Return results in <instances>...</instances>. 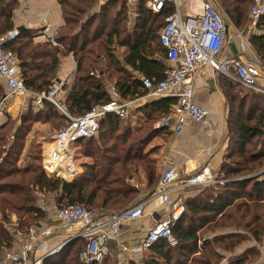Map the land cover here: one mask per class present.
I'll return each instance as SVG.
<instances>
[{
  "label": "trees",
  "instance_id": "16d2710c",
  "mask_svg": "<svg viewBox=\"0 0 264 264\" xmlns=\"http://www.w3.org/2000/svg\"><path fill=\"white\" fill-rule=\"evenodd\" d=\"M58 1L65 20L54 37L58 45L35 41L31 30H20L16 38L5 44L19 58L27 89L48 92L57 78L62 57L72 53L77 71L64 104L73 117H78L112 99L110 83L123 100L146 94L147 89H141V81L133 77L127 65L156 80L165 77L168 67L149 58L158 52L168 59L160 33L146 36V28H141L160 22V31L166 18L174 13L170 4L155 13L147 5L149 0H139L131 25L124 0ZM219 1L237 26L245 23L251 0ZM97 4L99 10L90 13ZM16 6L17 0H0V34L14 28L12 12ZM257 28L261 33L252 34L250 42L264 62V16ZM148 41L152 43L144 47ZM119 46L128 48L124 63L117 54ZM242 88V84L230 81L226 91L229 143L220 167L224 183L199 186L186 198L185 210L173 227L176 246L165 239L158 240L149 249L148 257L141 258V262L131 259L128 264H222L226 252L230 254L226 264H245L249 257L260 255L255 245L236 253L245 240L264 243V94L255 90L243 93ZM5 94L0 82V101ZM32 101L33 98L20 123L8 116L0 125V255L13 248L15 230L27 232L46 217L47 212L37 203V191L53 193L57 206L80 203L109 213L133 204L140 191L131 180L139 169L145 171L147 186L155 187L160 178L157 161L152 157L156 150L145 148L159 130L153 128V122L169 114L176 99L161 97L146 103L141 109L149 124L137 131H132L120 116L107 114L95 135L77 141L84 145L83 153L93 162L86 163L82 174L72 181L45 173L42 146L38 145L41 143L32 145L40 152H31L30 161L18 164L34 123L59 119L63 127L68 122L52 101L45 99L39 109L33 108ZM108 139L111 143H107ZM84 246L82 238H75L66 242L60 252L44 258L43 264H84L79 255ZM102 264L122 263L109 254ZM257 264H264V259Z\"/></svg>",
  "mask_w": 264,
  "mask_h": 264
},
{
  "label": "built area",
  "instance_id": "2783aa9c",
  "mask_svg": "<svg viewBox=\"0 0 264 264\" xmlns=\"http://www.w3.org/2000/svg\"><path fill=\"white\" fill-rule=\"evenodd\" d=\"M167 1L175 4L176 10L166 18V24L160 29L161 44L167 49V55L173 64L165 71V77L160 80L142 76V86L150 96H167L170 91L180 86L176 102L169 114L156 123L157 127H166L178 133L189 122H201L208 114L205 106L197 103L192 89V79L196 73H201V67L211 65L214 69L224 72L243 86L264 94V62L253 54L245 57L251 50L248 38L242 41L239 55L223 56L222 51L227 40V19L217 7L210 2L204 4L202 13L183 16L177 0H151L149 7L153 12H159ZM264 16V0H251L249 7V33H261L257 30L259 20ZM20 30L13 28L0 34V80L8 88V95L29 93L33 98V106L42 108L44 100L52 101L68 118L62 128L51 135V140L42 145V167L45 173L53 178L72 181L82 174L81 166L76 162L71 145L78 140L95 135L101 120L109 113L126 118L129 114V102L122 100L115 87H112V99L94 107L83 115L73 117L67 107L56 100L61 83L55 82L46 93H35L27 89L20 69V61L15 52L5 47L6 42L16 38ZM58 45L54 37L49 40ZM3 100L0 102V113ZM34 137V135H33ZM217 180L208 167L195 173H182L176 166H166L152 193V198L158 199L169 208L168 214L155 221L145 235L133 245L121 242L123 226L144 215L145 202H137L120 211H112L107 215H98L87 206L61 204L57 207L56 217L61 227L75 232V236L85 241L80 260L84 264H101L112 252L111 243L120 245L122 254L135 255L149 250L158 240L165 239L171 246L178 244L173 227L182 216L185 207L180 201H174L171 193L176 188L208 185ZM58 225L28 228V241L20 250L9 249L0 255V264H43L45 257L29 259L35 241L39 236L50 237L55 234ZM66 244V243H65ZM65 244H59L51 254L58 253Z\"/></svg>",
  "mask_w": 264,
  "mask_h": 264
},
{
  "label": "crops",
  "instance_id": "0c3cea01",
  "mask_svg": "<svg viewBox=\"0 0 264 264\" xmlns=\"http://www.w3.org/2000/svg\"><path fill=\"white\" fill-rule=\"evenodd\" d=\"M106 0H101L103 3ZM129 7V17L130 24L132 25L136 18V4L139 0H124ZM179 10L183 16L197 15L202 13L204 4L210 2L220 11L224 13L227 19V44L224 47L222 54L223 56L229 55H239L241 51L242 41L245 38V34L240 33V28L237 26L229 17L227 12L223 9L219 0H177ZM149 2L147 5L149 7ZM166 4H170L169 7L176 10L175 4L172 1H167ZM165 4V6H166ZM100 6V5H99ZM250 7V5H249ZM249 7L247 10V17H249ZM150 8V7H149ZM157 13V12H155ZM162 19V17H159ZM12 20L14 23V28H20L24 26L25 30H31L35 35V41L46 42L49 41L51 37H55L57 32L64 26L65 20L63 17V12L61 4L58 0H17V6L13 9ZM233 26L229 25V22ZM149 24L152 26L150 27ZM146 36H151L153 32L160 33L159 28L162 23L157 22L152 24L151 22L145 24ZM245 26H247L245 24ZM244 26V27H245ZM242 27V28H244ZM148 28L150 32H148ZM20 30V29H19ZM257 30H259L257 28ZM246 36L248 38V44L251 50L245 53V57L252 58L251 54H255L253 46L250 42V37L252 34ZM151 38V37H150ZM152 41L146 42L144 47L151 44ZM54 45V44H53ZM56 46V45H55ZM128 53V48L124 46H119L117 48V54L119 59L124 63V56ZM256 55V54H255ZM156 56V57H155ZM149 57V56H148ZM153 60H160L162 64L164 63L167 67H170L173 63L169 59L164 58V55L156 52L155 55L149 57ZM127 68L131 71L133 77L137 78L139 82L140 78L145 76L143 72L133 69L131 66L127 65ZM201 73H196L192 79V89L195 93V99L198 104L203 105L208 110V114L205 119L201 122H189L184 128L175 133L166 127H157L156 123L161 119L153 122V128L159 129L157 134L146 146V151L155 149L156 152L153 155L154 159L157 161L158 173L163 170L166 166H176L180 168L182 173H195L208 167L214 177L217 180H224L222 178V173H220V167L223 161L226 159L227 148H228V138H227V124H228V103L226 91L230 85V81H235L233 78L221 72L220 70L214 69L211 65H204L201 67ZM77 71V61L72 53L67 54L62 57L61 66L55 79V82L61 83V88L57 92L56 100L64 104V100L68 94L69 87L74 81V77ZM59 79L60 81H57ZM1 83L4 84L0 80ZM141 83V82H140ZM239 83V82H238ZM264 84V82H260ZM53 85V84H52ZM51 85V86H52ZM113 85L110 83L109 88L112 92ZM51 88V87H50ZM5 96L3 97V103L0 113V125L3 124L8 116L11 118L20 117V121L25 117V111L28 109L30 99L32 96L29 93L20 95H8V88L4 85ZM141 89L145 90L141 83ZM29 90V89H28ZM181 91V87H175L170 92L172 94L163 96L169 98L177 99L178 92ZM36 93V92H35ZM160 96H150L148 95V90L146 94L141 96H136L133 100H124L129 102V114L125 120L126 125H129L132 131H137L143 126L149 124V118L146 117L144 109H141L146 103L152 102ZM1 100V101H2ZM123 100V99H122ZM0 101V102H1ZM33 105V102H31ZM66 106V105H65ZM34 109H37L33 106ZM39 109V108H38ZM60 110V109H59ZM61 111V110H60ZM62 112V111H61ZM63 113V112H62ZM41 126V127H39ZM37 127L40 129L47 130L49 123L47 122H36L31 129L28 142L32 145V141L35 140L37 143L43 144L46 141L51 140V135L46 136L45 132L38 133ZM35 128L36 131L35 132ZM56 130V129H54ZM42 134V135H41ZM47 134V133H46ZM34 135V137H33ZM81 149L79 144L71 145V150L74 152L76 162L79 164L77 155H81V161L84 163L79 164L83 172V166L86 163H92L93 160L90 156H84L82 151L78 153ZM221 183V182H215ZM224 183V182H223ZM214 184V183H211ZM202 186V185H200ZM191 187L187 188H176L172 191L171 197L174 201L184 202L186 198L195 193V189ZM199 187V186H195ZM192 188V189H190ZM184 199V200H183ZM145 202V213L143 217L134 220L128 224H125L121 233V242L123 244L133 245L138 242L145 235V231L149 228L155 221L165 217L169 208L161 203L158 199L152 198V195L145 197L138 202ZM45 204L40 203V207L44 209L46 217L40 220L41 226L49 225H60L58 218L56 217L57 205L53 206L52 200L45 199ZM110 213V212H109ZM98 215L104 216L108 213L105 211H97ZM15 242L12 249L20 250L23 245L28 241V230L22 233L21 231L15 230ZM75 238V232L66 230L64 227H57L55 234L50 237L39 236L35 241L33 250L30 252L29 259L35 260L39 257H48L51 254L50 251L57 247L59 244H65ZM112 252L111 257H115L120 263L125 264L131 259H141L148 257L150 251L147 250L141 254L126 255L122 254L120 250V245L117 242L111 243ZM60 252V251H59Z\"/></svg>",
  "mask_w": 264,
  "mask_h": 264
},
{
  "label": "rangeland",
  "instance_id": "374dc122",
  "mask_svg": "<svg viewBox=\"0 0 264 264\" xmlns=\"http://www.w3.org/2000/svg\"><path fill=\"white\" fill-rule=\"evenodd\" d=\"M100 3H101V0H100ZM99 4H97L96 5V7L93 9V11H91L90 13H92V12H96L97 10H99ZM228 22H229V20H228ZM245 24L247 25V26H245ZM249 24H250V19H249V17H247V19H246V21H245V23L242 25V26H239V28H240V33H242V34H245V36L247 35H250V33H249ZM229 25L230 26H233V24L232 23H230L229 22ZM245 26V27H244ZM242 27H244V28H242ZM251 56H252V54H251ZM243 86V85H242ZM250 90H253V89H249V88H247V87H245V86H243V88H242V92L243 93H247L248 91H250ZM60 111V110H59ZM13 119H15L16 120V122H17V124L18 123H20L21 121H20V117L18 116V117H16V118H13ZM59 119H52L51 120V122H47V123H49V127H48V129L47 130H45L44 131V129H40V128H38L37 127V130H38V133H39V131L40 132H45L44 134L46 135V136H49V135H51V134H53L56 130H58V129H56V128H62V126H60L59 125V121H58ZM123 120H126V119H123ZM39 127H41V126H39ZM54 127H56V128H54ZM54 129H56V130H54ZM32 130H34V128L32 129ZM35 132H37L36 131V128H35ZM47 133V134H46ZM42 135V134H41ZM35 143H37L35 140H33L32 141V145H34ZM107 143H111V140L110 139H108L107 140ZM32 145L30 144V142H28L27 141V144H26V146H25V148H24V151H23V153L21 154V157H20V159H19V161H18V164H20V165H25L28 161H30L29 160V156H30V153L31 152H33V151H36V152H38L39 151V149H38V147L36 146H33L32 147ZM38 145H43V144H38ZM80 146H81V149L80 150H78V153L79 152H81L82 151V154L85 156V154L83 153V148H82V146H84L83 144L81 145V144H79ZM6 147H7V145H5ZM40 148V147H39ZM151 150H153V149H151ZM155 150V149H154ZM40 151L42 152V147H41V149H40ZM39 151V152H40ZM145 151H146V148H145ZM80 156L81 155H77V157H78V161L80 162L79 164H81L82 165V163H84V161H81V158H80ZM152 157L154 158V156L152 155ZM92 158V157H91ZM92 160H93V158H92ZM41 161H42V157H41ZM85 165V164H84ZM83 168H84V166H83ZM164 170V169H163ZM163 170H161L159 173H158V170H157V173H158V176H160L161 175V173H162V171ZM12 179V178H11ZM131 182H132V184H134L136 187H137V189L140 191L139 192V194L134 198V200H133V204H135V203H137L139 200H142L143 198H145V197H149V196H151L152 195V193H153V191L155 190V187H153V186H151V187H148L147 186V179H146V174H145V171L143 170V169H139V171L137 172V173H135V174H133V179L131 180ZM193 189H195V192L197 191V188L198 187H192ZM192 188H190V189H192ZM36 196H37V203H38V205H40V203L41 202H43L44 204H45V202H44V200L45 199H50L51 198V200H52V203H53V206H54V208H55V206H56V202H55V195L53 194V193H49V192H46V191H37V193H36ZM184 200V199H183ZM40 202V203H39ZM132 204V205H133ZM131 205H129V207H130ZM95 212L97 213V210H95ZM13 218L15 219V220H17V216H15V215H13ZM258 246V248L260 249V255L257 257L256 255L255 256H253V257H249V259H248V261L247 262H245V264H257V263H259L260 261H262V259H264V243H258V242H256L254 239H249V240H245L240 246H239V248H238V250L236 251V253H238V252H241L242 250H245V248L246 247H248V246ZM84 248H82L80 251H79V253L81 254V251L83 250ZM79 254V255H80ZM230 256V254H228L227 252H226V254H225V260L222 262V264H226V262H227V258ZM115 258V257H114ZM117 261H119L118 259H116ZM139 261L141 262V259H139ZM103 263V262H102ZM101 263V264H102ZM129 262H126L125 264H128Z\"/></svg>",
  "mask_w": 264,
  "mask_h": 264
},
{
  "label": "water",
  "instance_id": "95a60500",
  "mask_svg": "<svg viewBox=\"0 0 264 264\" xmlns=\"http://www.w3.org/2000/svg\"><path fill=\"white\" fill-rule=\"evenodd\" d=\"M19 29H20L21 31H23V30L25 29V27H24V26H21ZM57 81H60V80L57 79Z\"/></svg>",
  "mask_w": 264,
  "mask_h": 264
}]
</instances>
